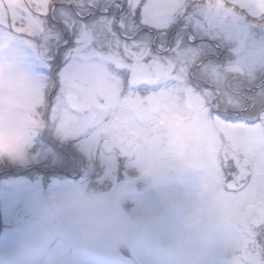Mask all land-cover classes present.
<instances>
[{
	"label": "snow or ice",
	"instance_id": "1",
	"mask_svg": "<svg viewBox=\"0 0 264 264\" xmlns=\"http://www.w3.org/2000/svg\"><path fill=\"white\" fill-rule=\"evenodd\" d=\"M5 105L63 169L198 170L224 208L223 264H264V0H0Z\"/></svg>",
	"mask_w": 264,
	"mask_h": 264
},
{
	"label": "rangeland",
	"instance_id": "2",
	"mask_svg": "<svg viewBox=\"0 0 264 264\" xmlns=\"http://www.w3.org/2000/svg\"><path fill=\"white\" fill-rule=\"evenodd\" d=\"M35 145L27 163L0 164V264H223L225 230L189 223L201 184L213 199L198 170L145 174L122 160L86 156L66 170L40 135ZM216 147L202 142L206 160ZM89 202L116 223L101 243L77 224V209ZM178 237L186 241L179 255Z\"/></svg>",
	"mask_w": 264,
	"mask_h": 264
},
{
	"label": "clouds",
	"instance_id": "3",
	"mask_svg": "<svg viewBox=\"0 0 264 264\" xmlns=\"http://www.w3.org/2000/svg\"><path fill=\"white\" fill-rule=\"evenodd\" d=\"M12 78L21 86L24 76L13 72ZM9 76L5 71V81ZM39 136L34 118L25 114L22 107L5 105L0 112V164H24L35 149V140ZM224 208L214 202L207 187L201 184L197 198L189 210V223L192 229H198L205 224L222 228L220 223ZM77 224L90 241L101 243L107 233L116 226L115 221L106 212L103 205L89 202L77 209ZM186 241L177 238L175 251L179 255Z\"/></svg>",
	"mask_w": 264,
	"mask_h": 264
}]
</instances>
